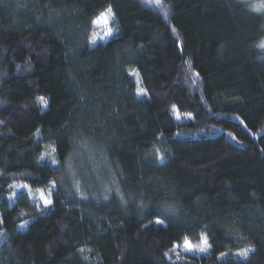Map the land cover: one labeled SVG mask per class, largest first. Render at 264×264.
Instances as JSON below:
<instances>
[{
  "label": "trees",
  "instance_id": "obj_1",
  "mask_svg": "<svg viewBox=\"0 0 264 264\" xmlns=\"http://www.w3.org/2000/svg\"><path fill=\"white\" fill-rule=\"evenodd\" d=\"M263 39L248 0H0V264H264Z\"/></svg>",
  "mask_w": 264,
  "mask_h": 264
},
{
  "label": "snow or ice",
  "instance_id": "obj_2",
  "mask_svg": "<svg viewBox=\"0 0 264 264\" xmlns=\"http://www.w3.org/2000/svg\"><path fill=\"white\" fill-rule=\"evenodd\" d=\"M167 16V13L165 14ZM103 20L104 24L107 25L109 23L110 20H114V13L112 11V8L111 6H109L103 13L100 14V17L97 18V20L94 21V23H99L100 20ZM173 32L176 31L175 28L172 29ZM113 29L112 28H108L107 31L104 33V37L103 38H111L113 36ZM97 43V40H96V36L93 35L90 39H89V45L92 46V45H95ZM259 48L261 49H264V41H261V43L258 45ZM186 63L188 64L189 67H191V64L192 62L189 60V61H186ZM132 75H137L136 73H131ZM196 76H198L199 74L196 73L195 74ZM193 83H195V81H193ZM137 95H147V92L145 89L143 88H138L137 89ZM40 102L45 106L47 107L48 105V101L45 100L43 97L40 98ZM189 116H191V114L189 113L188 114ZM179 115H177V119H179ZM2 123V122H0ZM229 136H232L231 133H229ZM232 139L235 140V136H232ZM158 159H163L162 156H159L157 157ZM53 163H56L55 161H53ZM25 187H27V185H25ZM43 199V205L45 208H48L50 206L53 205V200L49 197V198H44L42 197ZM105 199H107V197H105ZM2 222V221H0ZM26 223V222H25ZM157 224H162L163 221L162 220H157L156 221ZM21 228L24 227V225H20ZM177 247L179 245H176ZM183 247H184V250L187 251V252H192L195 248V250L199 251V252H207L208 250V247H209V242H208V238L206 235L202 234L201 236V243L200 245L198 246H194L191 241L185 237L184 238V241H183ZM255 247L252 246V245H249V246H246V247H243L241 249H239L236 253H234V255L236 256H239L243 259H247L250 255V253H253L255 252ZM83 251V250H81ZM226 255V253H221V256H224Z\"/></svg>",
  "mask_w": 264,
  "mask_h": 264
},
{
  "label": "rangeland",
  "instance_id": "obj_3",
  "mask_svg": "<svg viewBox=\"0 0 264 264\" xmlns=\"http://www.w3.org/2000/svg\"><path fill=\"white\" fill-rule=\"evenodd\" d=\"M248 1H252L253 2V5H254V8L258 9V10H264V0H248ZM112 20L109 21V23L107 25L104 24L103 20L101 19L99 23H97V27L99 28V30H97L94 35L97 37H104V33L107 31L108 28H112ZM113 33H114V30H113ZM103 39H106V38H103ZM264 41V39L262 40ZM180 118L182 119H188V115H179ZM193 244V243H192ZM194 246H198L200 244H193ZM208 251V250H207ZM175 253L177 254H181V253H187V254H192V255H196V256H200V255H203L207 252H199L197 250H194L192 252H187L184 250V247H183V243L182 244H179V246H175Z\"/></svg>",
  "mask_w": 264,
  "mask_h": 264
}]
</instances>
